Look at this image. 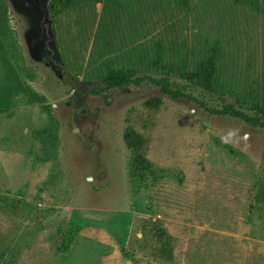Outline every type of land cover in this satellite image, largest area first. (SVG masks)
Masks as SVG:
<instances>
[{
    "label": "rangeland",
    "instance_id": "1",
    "mask_svg": "<svg viewBox=\"0 0 264 264\" xmlns=\"http://www.w3.org/2000/svg\"><path fill=\"white\" fill-rule=\"evenodd\" d=\"M48 11L59 68L0 0V264H264V132L160 92L264 108V0Z\"/></svg>",
    "mask_w": 264,
    "mask_h": 264
},
{
    "label": "trees",
    "instance_id": "2",
    "mask_svg": "<svg viewBox=\"0 0 264 264\" xmlns=\"http://www.w3.org/2000/svg\"><path fill=\"white\" fill-rule=\"evenodd\" d=\"M77 82V81H76ZM144 82L143 78L139 77H126L119 74H114V72L109 73V75L102 81L101 86L94 87L91 93L95 96H100L106 92H112L114 90L125 91L130 87H139ZM200 87V85H197ZM161 94L172 99V100H185L191 102L195 106L202 109L204 112L211 116L224 117L236 121H240L251 129H258L264 132V108L259 106H254L242 109V101L235 99V106L225 103L221 107H212L204 100H200L197 97L189 95L183 91L174 89L168 85L160 88ZM213 93L212 91H209ZM223 102V101H222ZM149 105L151 103H148ZM155 105V102L151 106ZM127 146L133 148V137L132 135L126 136Z\"/></svg>",
    "mask_w": 264,
    "mask_h": 264
},
{
    "label": "flooded vegetation",
    "instance_id": "3",
    "mask_svg": "<svg viewBox=\"0 0 264 264\" xmlns=\"http://www.w3.org/2000/svg\"><path fill=\"white\" fill-rule=\"evenodd\" d=\"M14 8L27 20L30 24L28 32L27 44L30 52L43 65L57 67L56 61H59V55L56 53L54 44V33L48 26L36 30V25L39 23V18L33 13L31 7L23 0H11Z\"/></svg>",
    "mask_w": 264,
    "mask_h": 264
},
{
    "label": "water",
    "instance_id": "4",
    "mask_svg": "<svg viewBox=\"0 0 264 264\" xmlns=\"http://www.w3.org/2000/svg\"><path fill=\"white\" fill-rule=\"evenodd\" d=\"M29 5L33 13L39 18V23L36 25V30L42 27H51V21L49 18L48 2L49 0H23Z\"/></svg>",
    "mask_w": 264,
    "mask_h": 264
}]
</instances>
